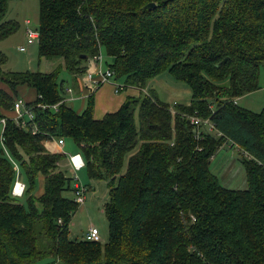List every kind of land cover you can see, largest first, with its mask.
<instances>
[{"label":"trees","instance_id":"16d2710c","mask_svg":"<svg viewBox=\"0 0 264 264\" xmlns=\"http://www.w3.org/2000/svg\"><path fill=\"white\" fill-rule=\"evenodd\" d=\"M7 3L0 40L18 27L3 19ZM35 29L38 58H60L50 71L3 70L0 51V264H264V106L236 101L264 70V0H38ZM99 52L139 94L94 119L93 95L78 113L60 102V74L75 83ZM163 72L189 88L186 103L142 92ZM22 86L34 92L33 118L15 120L7 113ZM58 138L73 142L89 188L106 186L103 242L70 235L84 200L58 170L64 155L44 146ZM226 144L240 153L243 188L211 172Z\"/></svg>","mask_w":264,"mask_h":264},{"label":"rangeland","instance_id":"374dc122","mask_svg":"<svg viewBox=\"0 0 264 264\" xmlns=\"http://www.w3.org/2000/svg\"><path fill=\"white\" fill-rule=\"evenodd\" d=\"M37 17L38 0H8L7 10L3 19L16 21L18 27L11 35L0 40V51L6 56V62L3 65V70L16 72L39 70L40 72H48L60 62V58H52L48 60L38 58L35 42L31 44L26 43L24 34L25 27H37ZM25 20H29L30 23L25 25ZM18 46L25 47V50H18ZM100 55L104 67V62L107 60L103 52L102 54L100 53ZM79 78L78 82L80 83L81 81ZM116 82L118 84L121 83L118 80ZM166 84L188 89L185 84L173 80L167 72H163L159 76L149 80L145 85V88L149 92H153L157 99L162 102H167L168 104L186 103L188 101L186 94L182 93V95H172L169 91H166L161 87ZM142 92L145 93V91ZM60 101L66 103L68 99L65 97L63 98L62 96ZM236 101L239 106L254 112L259 111L262 106H264L263 69H260L259 71L258 89ZM76 151L77 150L73 142L70 139H64V145L61 152L63 154H72ZM239 158L240 153L234 149H230L228 144H226L222 145V147L218 149L211 161V172L214 175H217L219 182L228 188L238 189L244 187V172L240 168L241 166L237 163ZM57 167L58 170L63 172L66 176L70 174L69 163L64 157L58 161ZM77 175L79 177L78 181L82 185H85L87 189L84 193V202L79 204L72 212L69 223L70 235H75L77 238L82 237L84 232L89 227H94L99 233L101 242H103L107 238V224L102 213L103 201H106V186L103 182H100L97 187L89 188V183L84 169L77 171ZM37 186L38 183H36L35 193L37 191ZM63 195L71 197L72 193L65 191L63 192Z\"/></svg>","mask_w":264,"mask_h":264},{"label":"built area","instance_id":"2783aa9c","mask_svg":"<svg viewBox=\"0 0 264 264\" xmlns=\"http://www.w3.org/2000/svg\"><path fill=\"white\" fill-rule=\"evenodd\" d=\"M30 23L29 20H25L24 24L28 25ZM26 43L31 44L37 40V30L35 28H30L28 26L25 27L24 30ZM18 50H25V47L18 46ZM90 65H94V68L90 69ZM80 88H84L86 91L85 96L87 97L94 91L97 87H99L101 84L110 82L113 87L114 93H119L123 90L122 84H118L116 80L113 78V74L111 70L107 67L102 69V61H101V55L100 52L93 56L87 63L85 71L80 76ZM67 93H71V89H66ZM65 102L64 100H62ZM60 101V102H62ZM43 107V106H41ZM53 108H56V104L52 105ZM12 112H13V118L15 120H18L22 117H26L27 119H32V110L31 107L27 106L25 101L22 98H17L13 101L12 104ZM200 120L195 117H190V123L193 124L195 127L198 126ZM4 119H0V124L3 125ZM53 140V139H52ZM56 145L59 147L63 144V139L58 138L54 139ZM61 152V150L59 149ZM62 153V152H61ZM63 154V153H62ZM64 155V154H63ZM67 159L70 164V170H71V177L73 179V201L76 203H82L84 200V193L86 191V188L78 181L77 171L83 167L84 162L81 157V155L77 153L68 154ZM24 190V184L22 181H20L18 178L15 180L11 194L13 196H20ZM83 239L88 241H99V233L96 228L89 227L83 234Z\"/></svg>","mask_w":264,"mask_h":264},{"label":"crops","instance_id":"0c3cea01","mask_svg":"<svg viewBox=\"0 0 264 264\" xmlns=\"http://www.w3.org/2000/svg\"><path fill=\"white\" fill-rule=\"evenodd\" d=\"M93 66L94 65H90V69L94 68ZM102 69H103V66H102ZM60 79L64 81V83L62 84V89H63L62 96L63 98L65 97L68 99V101L65 104L71 106L75 110V112L77 113L80 112L85 107V104H86L87 97L85 96L86 94L85 89L80 88V83L78 82L79 81L78 79L75 80V83H74L72 82V79H70L69 76H67L65 73L60 74ZM161 87L165 89L166 91H169V93L172 95H179V94L182 95V93L186 94L189 99L190 90L187 86L186 87L188 89H184L181 87H175V85H171V84H166L165 86H161ZM67 88L71 89V93L66 92ZM142 91L146 92L148 90H146V88L144 87ZM138 94H139V90L134 87H127L123 89L122 91H120L119 93H114L112 84L110 82L101 84L91 93V95H93V110H92L93 118L99 119L103 116L105 112H113L117 110L119 106L127 99V97H136ZM18 95L24 101H27V100L29 101L34 98L33 90H31L30 88L24 87V86L18 88ZM7 115L13 118L12 111H10V114L7 113ZM63 145H64V139H63L62 146L59 148L56 145L54 139L44 143L45 148L50 152H60L59 149L61 150L63 148ZM74 153H77V151ZM67 155L68 154H64L65 159H67ZM78 180H79V177H78ZM37 183H38V186H37V191L35 194L40 193L42 189V178L40 176L37 179Z\"/></svg>","mask_w":264,"mask_h":264},{"label":"water","instance_id":"95a60500","mask_svg":"<svg viewBox=\"0 0 264 264\" xmlns=\"http://www.w3.org/2000/svg\"><path fill=\"white\" fill-rule=\"evenodd\" d=\"M146 8H152V7H154V3H152V2H149V3H147L146 5ZM83 57V56H82ZM221 62H223V61H221ZM128 105V101H125L124 102V106H127Z\"/></svg>","mask_w":264,"mask_h":264}]
</instances>
